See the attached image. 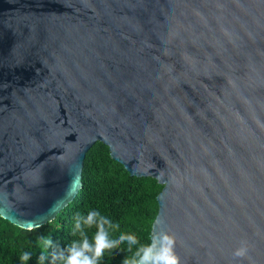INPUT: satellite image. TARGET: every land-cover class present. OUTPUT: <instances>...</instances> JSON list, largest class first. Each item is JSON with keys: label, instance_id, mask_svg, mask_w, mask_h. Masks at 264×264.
<instances>
[{"label": "water", "instance_id": "obj_1", "mask_svg": "<svg viewBox=\"0 0 264 264\" xmlns=\"http://www.w3.org/2000/svg\"><path fill=\"white\" fill-rule=\"evenodd\" d=\"M96 141L180 264H264V0H0V216L52 221Z\"/></svg>", "mask_w": 264, "mask_h": 264}, {"label": "trees", "instance_id": "obj_2", "mask_svg": "<svg viewBox=\"0 0 264 264\" xmlns=\"http://www.w3.org/2000/svg\"><path fill=\"white\" fill-rule=\"evenodd\" d=\"M163 185L152 177L132 176L123 165L111 158L108 146L96 141L85 153L82 168V187L75 198L63 208L52 221L32 231L20 228L0 216V262L2 264H21L19 256L24 251L32 253L28 264H38L40 249L37 240L50 236L53 247L48 250L49 264L51 253L58 251L73 240V228L78 214L98 210L119 227L113 235L135 234L141 245L150 244L152 222L158 212L157 195ZM96 229L88 230L91 241ZM126 245H117L105 253L100 264H122L132 251H126Z\"/></svg>", "mask_w": 264, "mask_h": 264}, {"label": "clouds", "instance_id": "obj_3", "mask_svg": "<svg viewBox=\"0 0 264 264\" xmlns=\"http://www.w3.org/2000/svg\"><path fill=\"white\" fill-rule=\"evenodd\" d=\"M93 227L96 231L90 241L88 230ZM118 227L119 221L114 224L98 210L88 211L86 215L78 214L73 235L78 234L80 239L71 241L58 251H53L49 264H100L105 253L117 245H126V251L135 249L131 256L124 258L122 264H180V259L174 252V237L168 234L157 235L152 237L150 244L141 245L135 234L113 235V230ZM53 244L54 241L50 236L38 238L37 246L41 253L37 258L38 264H44V261L48 259V250L53 247ZM247 252V245L241 244L234 249L232 255L235 258H244ZM31 258L32 253L29 251H24L19 256L21 264H28Z\"/></svg>", "mask_w": 264, "mask_h": 264}]
</instances>
